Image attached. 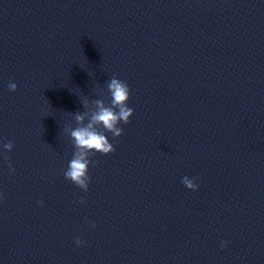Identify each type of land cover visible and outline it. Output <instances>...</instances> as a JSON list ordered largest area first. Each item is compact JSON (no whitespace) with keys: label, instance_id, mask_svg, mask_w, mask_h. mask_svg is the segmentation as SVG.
<instances>
[{"label":"clouds","instance_id":"1","mask_svg":"<svg viewBox=\"0 0 264 264\" xmlns=\"http://www.w3.org/2000/svg\"><path fill=\"white\" fill-rule=\"evenodd\" d=\"M108 99L98 98L89 100L84 98L81 100L84 111L71 113L76 126L66 127L64 132L69 136L73 145L74 151L71 159L68 161L67 168L64 171L65 179L71 181L78 188L87 192L90 184L89 166L94 163L91 157L97 153L107 156L115 152V146L110 142L108 134H111L113 140H116L123 134V128L119 125L128 124L134 114V109L128 106L131 90L126 81L113 76L106 81ZM8 89L11 92H16L18 85L9 81ZM103 96V91L100 93ZM5 152L0 153L5 161H8L10 172L14 171L11 165L10 157L7 155L14 147L12 141L0 144ZM199 177L189 178L184 176L182 184L188 189L196 191L199 188L197 181ZM2 199V193H0ZM81 203L84 200L81 199ZM37 204L42 205L43 201H37ZM92 228L96 225L93 222ZM77 246H83V241L79 236L75 238ZM227 241H222L221 246L226 247Z\"/></svg>","mask_w":264,"mask_h":264}]
</instances>
